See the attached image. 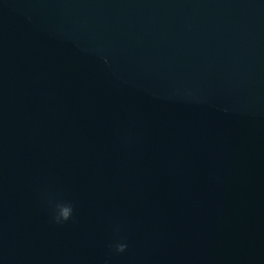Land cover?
<instances>
[{
    "label": "water",
    "instance_id": "obj_1",
    "mask_svg": "<svg viewBox=\"0 0 264 264\" xmlns=\"http://www.w3.org/2000/svg\"><path fill=\"white\" fill-rule=\"evenodd\" d=\"M0 264H264V0H0Z\"/></svg>",
    "mask_w": 264,
    "mask_h": 264
},
{
    "label": "clouds",
    "instance_id": "obj_2",
    "mask_svg": "<svg viewBox=\"0 0 264 264\" xmlns=\"http://www.w3.org/2000/svg\"><path fill=\"white\" fill-rule=\"evenodd\" d=\"M55 207L56 215L54 216V220L56 223H62L72 218L73 206L70 203H58ZM112 246L113 245H110V247ZM114 247L118 252H124L127 248V244L116 243Z\"/></svg>",
    "mask_w": 264,
    "mask_h": 264
}]
</instances>
